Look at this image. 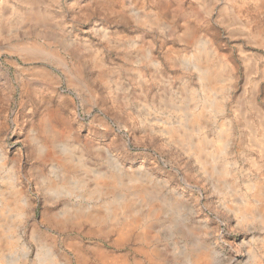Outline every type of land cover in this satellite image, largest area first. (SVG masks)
Instances as JSON below:
<instances>
[{"label": "bare ground", "instance_id": "1", "mask_svg": "<svg viewBox=\"0 0 264 264\" xmlns=\"http://www.w3.org/2000/svg\"><path fill=\"white\" fill-rule=\"evenodd\" d=\"M91 3L103 5L118 16H124L125 9H130V12L136 14V21L145 28L159 26L164 20L162 9L157 6L147 9L139 0H132L130 6H126L125 9L124 6L121 9H114L109 0L86 2L88 6ZM46 10L40 6V0H13L10 13L5 11L0 15V36L9 28L8 22L11 20L17 27L48 23L53 28ZM220 18L228 26L235 24L225 9L220 11ZM186 24L185 29L176 34L187 48L193 47V51L188 52L187 48L182 50L169 48L164 53V60L171 65H179L182 61H187L198 74L200 88L185 82L180 90L181 98H176L177 100L174 101L171 97L174 94L173 88L170 86L169 94L167 92V96L159 97L157 103L160 106L157 107L174 114L176 120L171 121L156 115L157 117H152L154 126L141 119L137 112L126 117L115 112L112 114L115 118H110L107 116L108 110L104 107L106 103L103 96L96 92V87L106 88L116 109L120 99L130 102L132 98L124 93L120 98L114 95L113 89L126 91L133 85L138 88L137 83H140L144 92L140 104L152 108L149 106L150 103L155 107L156 97H153L152 101L145 95L152 82L145 78V74L139 68L140 65L134 68L127 63L136 61L153 65L154 71L151 73L153 80L166 77L168 85H171L173 78L163 69L161 58L158 59L151 47L140 43L139 39L126 38L116 32L113 34L109 30H104L106 44L119 52L125 60V64L113 67L104 66L105 63L98 52L95 53L90 49L88 54H81L79 51L70 52L76 59L77 69H75L72 66L75 62L67 59L69 55L63 56L56 51L51 53L48 50L49 46L40 40L28 45L26 41L18 38L13 45H7L6 49L16 57L12 62L18 69L22 67L23 61L28 64H34L38 59L49 62L43 67L33 66L35 73L29 76L28 83L25 84L32 94L37 95L39 92L42 94L47 91L42 88L44 83L42 79L47 80V86H58L62 82L74 87L83 85L93 92L89 104L92 106L96 104L101 109V117L108 131L114 132V126L117 125L118 137L129 135L130 139L126 141L127 144L122 143V148L127 149V145L130 146L132 139L135 138L132 130L133 120L136 119L139 128L150 131L153 136H162L167 147L184 155L195 167L193 176L200 174L204 180L210 181L220 195L219 204L222 209L232 214L237 223L242 224V227L252 223L264 225V125L255 122L250 115L248 105L239 101L235 107L233 106L236 113L228 114L221 123L217 122V132H211L216 124L213 115L225 114L227 111L229 98L222 93L225 90L224 82L232 74L233 67L224 59L217 57L216 50L207 36L195 33L192 25L188 22ZM244 28L254 38L260 37L259 34H251L248 25H244ZM56 64L63 68L61 75L55 73ZM87 68H96L94 71L96 75L92 79L84 75ZM21 72L24 71H20V74ZM138 78L143 80L137 81ZM62 112L60 109L47 108L40 121L31 127L27 136L34 159L50 166L47 174L39 165L32 170L38 180V188L47 201L53 204L60 202L63 205L57 211L49 209L44 212L47 222L51 224L53 221L62 228L77 227L87 234H95L98 237H113L118 247L134 242L139 244L144 259L134 263L124 254L109 253L105 249L97 248L98 264H213L211 256L214 263L216 262V250L206 241L202 227L189 222L186 212L189 206L186 205L183 193H177L175 197L166 195L162 181H156L154 175L147 169L133 171V167H128L123 162L121 151L111 150L113 143L106 147L102 146L103 148L99 145L83 144ZM258 117L257 115L256 118ZM237 128H240V134L235 137ZM233 144L237 147L235 151L232 149ZM102 149L104 153L107 152L106 163L102 167L95 166L92 156L101 159L98 161L102 163L104 158ZM235 152L241 153V157L245 156L249 161V165L243 169L245 179L242 184L238 182L240 169L237 168ZM230 157L232 160H229ZM4 159V153L0 150V171L6 167ZM19 174L14 167H11L9 174L2 177L4 185L0 186V264H91L87 253L79 247L80 241L67 244L69 253H64L54 242L43 243L37 238L39 250L34 259L30 258V245L18 236V228L14 220L24 216L25 206L30 202L18 185L22 178ZM184 177L188 181L187 189L196 187V183H191L190 177ZM165 230L170 237H179L178 241L169 242L172 246L173 263L170 262L169 251L164 243L168 238ZM17 238L22 241L19 249L16 245ZM72 253L73 256L70 255ZM248 255L251 264H259L261 257L264 256V236L254 240Z\"/></svg>", "mask_w": 264, "mask_h": 264}, {"label": "rangeland", "instance_id": "2", "mask_svg": "<svg viewBox=\"0 0 264 264\" xmlns=\"http://www.w3.org/2000/svg\"><path fill=\"white\" fill-rule=\"evenodd\" d=\"M12 1L0 0V3L2 2L0 4V15L5 11L10 13ZM87 1L40 0V6L44 10L48 8L46 11L53 24L51 26H54L53 28L48 23L17 27L11 20L8 22L9 25L7 23L9 28L0 36V150L4 153L6 163L5 169L0 171V186L4 185L2 177L6 176L7 173L9 174L11 167H14L18 174L21 172L19 175L22 178L18 185L28 196L30 202L29 205L25 206L24 216L14 220L18 228V236H21V239L30 245V258L34 259L39 250L37 240L39 238L43 243L54 242L57 248L64 253H69L67 244L80 241L79 247L87 253L91 264L99 263L97 248L105 249L109 253L124 254L130 262L144 261L139 244L130 242V244L118 247L114 243L113 237H98L95 234H87L83 229L77 227L62 228L53 221L50 224L45 220L44 212L46 210L57 211L63 205L60 202L53 204L47 201L38 188V180L33 175L32 170L39 165L43 172L47 174L50 171V166L41 164L34 159L27 136L31 127L40 121L43 112L47 108H54L63 111L62 115L65 120L83 144L106 147V145L113 143L111 150L121 151L123 162L128 167H133V171L147 169L154 175L156 181H162V187L166 195L175 197L177 193H183L186 205L189 206L186 211L190 219L189 222L202 227L206 241L216 250L215 263L211 256L213 264H251L248 251L255 239L264 236V225L252 223L242 227V224L237 223L238 221L232 214H228L222 209L219 204L220 195L212 187L210 181L204 180L200 174L193 176L195 172L194 165L184 155L167 147L162 136H153L150 131L139 128L136 119H130L134 122L132 134L135 138L132 139L130 146L127 145V149L122 148V143H126L130 139L129 135L125 134L124 137H118L116 135L117 125L114 126V132L108 131L101 117V109L96 104L95 106L89 104L93 92L83 85L74 87L62 82L58 86H47V80L42 79V82H44L42 88L47 91L42 92V94L41 92L37 95L32 94L25 84L28 83L29 76L35 73V67L33 68V66L43 67L49 62L38 59L34 64H28V62L23 61L24 63L21 62L22 69H18L12 62V59L16 57L8 52L6 47L7 45H13L18 38L26 41L28 45L35 40H40L49 46L50 49L48 50L51 53L56 51L63 56L65 54L69 55L67 59L74 62L76 59L72 57L70 52L79 51L81 54H88L91 49L95 53L98 52L103 59L102 61H104L103 63H105L104 66L113 67L125 64V60L119 52L106 44L103 35L104 30H109L113 34L116 32L126 38L139 39L140 43L142 42L151 47L152 52L158 59L161 58L163 69L173 78L171 85H168L167 80H165L166 77L153 80L151 74L154 71L153 65L141 64L136 61L127 63L134 68H138L140 65L139 68L145 74V78L152 82L145 95L149 100L156 97L155 107L150 103L149 106L152 108L140 104L144 92L142 91V85L137 82L138 88L133 85L126 91L118 88L113 89L116 96L120 97L124 93L132 98L130 102L120 99L119 106L116 109L106 88H103V86L100 89L96 87V92L103 96L106 103L104 107L108 110L107 116L110 118H115L112 115L115 112L124 117L137 112L141 119L154 126L152 120L157 116L171 121L176 120L174 114H169L157 107L160 106L157 103L159 97L167 96L170 86L174 89H172L174 94L171 95L174 101L181 98L180 90L185 82L196 86L195 88H200L198 74L187 61H182L183 63L181 62L179 65H171L164 60V53L169 48L179 50L187 48L177 34L185 29L188 22L192 25L195 33L207 36L210 43L212 42L211 45L215 48L217 57L224 59L226 63L233 67L232 74L224 82V92L226 94L222 93L229 98L227 111L225 114L213 115L216 124L211 132H217V122L221 123L225 121L224 118L228 114L236 113L234 107L239 101L246 106L248 105L247 107L251 111L250 115L255 122H261L260 124L264 125V0H164L163 2L162 0H139L147 9L157 7L162 9L163 23L153 28H145L140 25L136 21V14L130 12V9H125L126 6H130L132 0H109L114 9H121L124 6V16H118V14L112 13L109 9L97 3H91L88 6ZM224 9L227 10V14L235 23L232 25L233 28L223 23L220 18V11ZM244 25L250 27L251 34H259L260 37L254 38L249 35ZM258 27L260 28L258 29ZM262 30L263 32H261ZM193 49V47L187 48L188 52L193 51ZM73 64L72 66L77 69V63ZM57 67L56 64L54 66L55 73L61 75V69L63 68L60 65ZM20 71L24 72L20 74ZM94 71H96V68L85 69V77L92 79L96 75ZM140 79L143 80V78H138L137 81ZM251 108L255 110H251ZM257 115L258 118H256ZM152 117L154 118L152 119ZM149 120H151L150 123ZM239 134L240 128H237L235 137H238ZM232 149L235 151L237 147L233 144ZM101 153H104V149ZM92 157L94 165L102 167L106 163L107 152L102 155L104 157L102 163L98 161L101 159L95 156ZM235 158L238 161L237 168L240 169L238 182L242 184L245 179L243 169L249 165V161L245 156L241 157V153L235 152ZM229 160H232V157ZM184 176L190 177L192 179L191 183H196V187L187 189L188 181L187 178L184 179ZM167 231H164L168 235L164 243L169 251L170 262L173 263L172 246L169 245V242H176L179 237H170ZM17 240L16 245L19 249L22 241L19 238ZM70 255L73 256V253ZM263 259L264 256L261 257L259 264H264Z\"/></svg>", "mask_w": 264, "mask_h": 264}]
</instances>
